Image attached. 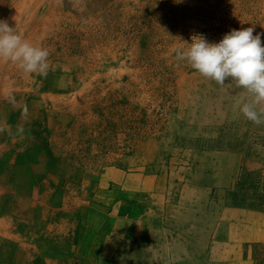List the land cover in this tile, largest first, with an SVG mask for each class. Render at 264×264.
<instances>
[{
  "label": "rangeland",
  "instance_id": "rangeland-1",
  "mask_svg": "<svg viewBox=\"0 0 264 264\" xmlns=\"http://www.w3.org/2000/svg\"><path fill=\"white\" fill-rule=\"evenodd\" d=\"M54 1L58 20L39 44L47 75L0 68L10 256L264 264V124L239 112L246 90L176 55L194 35L216 42L247 27L264 45V0ZM19 202L25 210L10 209Z\"/></svg>",
  "mask_w": 264,
  "mask_h": 264
},
{
  "label": "clouds",
  "instance_id": "clouds-1",
  "mask_svg": "<svg viewBox=\"0 0 264 264\" xmlns=\"http://www.w3.org/2000/svg\"><path fill=\"white\" fill-rule=\"evenodd\" d=\"M179 2V0H177ZM254 29H232L216 42L194 35L186 49L177 50L179 60L187 62L203 77L224 85L226 79L246 90L251 99L239 103V112L256 125L264 124V45ZM49 52L24 39L4 20H0V60L11 62L23 72L47 75Z\"/></svg>",
  "mask_w": 264,
  "mask_h": 264
},
{
  "label": "bare ground",
  "instance_id": "bare-ground-1",
  "mask_svg": "<svg viewBox=\"0 0 264 264\" xmlns=\"http://www.w3.org/2000/svg\"><path fill=\"white\" fill-rule=\"evenodd\" d=\"M2 1L3 0H0V20L6 21L10 27H15V30L20 29L24 32L26 31V33L24 34V39L28 40L31 43L34 42V37L36 36V41L33 44L37 46H39L40 44V38L44 39L46 33L50 31L52 24H54L52 23V18H55L56 21L58 20L55 10L52 8L55 4L54 0H9L7 3H4ZM10 3H12L13 9L5 14V12L2 11V8L6 7L7 4L9 5ZM46 13H50V15L48 17H45ZM56 23L57 22H55V25ZM10 65L9 69L12 66H15L16 68L18 67L13 63ZM4 66L6 69H8L6 67V63L3 60H0V68H3ZM22 72L23 71H21V73ZM20 207L21 206L18 203L15 206L10 207V209L15 210L19 209ZM6 242L0 241V264H19L20 257L18 255L14 256V258L13 256H10V254L12 253H10V250L13 247L9 245L10 241H8L7 243ZM20 247L21 245L19 244V248ZM7 257L9 259H7V261L5 262L4 259H6Z\"/></svg>",
  "mask_w": 264,
  "mask_h": 264
},
{
  "label": "crops",
  "instance_id": "crops-1",
  "mask_svg": "<svg viewBox=\"0 0 264 264\" xmlns=\"http://www.w3.org/2000/svg\"><path fill=\"white\" fill-rule=\"evenodd\" d=\"M0 172H1V171H0ZM1 173H2V172H1ZM2 176H3V175H2ZM3 178H4V177H3ZM3 180H4V179H3ZM5 204H6V203L4 202L3 205H5ZM19 204H20V206H22V204H21L20 202H19ZM22 209L25 210L24 207H20V210H22ZM15 210H16V209H15ZM15 210H13V211H15ZM17 210H19V209H17Z\"/></svg>",
  "mask_w": 264,
  "mask_h": 264
}]
</instances>
